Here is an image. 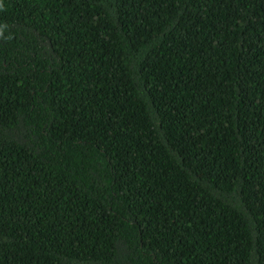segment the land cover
Instances as JSON below:
<instances>
[{
  "label": "trees",
  "instance_id": "1",
  "mask_svg": "<svg viewBox=\"0 0 264 264\" xmlns=\"http://www.w3.org/2000/svg\"><path fill=\"white\" fill-rule=\"evenodd\" d=\"M0 264H264V0H0Z\"/></svg>",
  "mask_w": 264,
  "mask_h": 264
}]
</instances>
